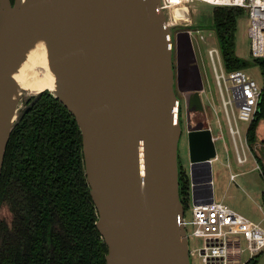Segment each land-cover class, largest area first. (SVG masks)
<instances>
[{
  "label": "water",
  "instance_id": "water-1",
  "mask_svg": "<svg viewBox=\"0 0 264 264\" xmlns=\"http://www.w3.org/2000/svg\"><path fill=\"white\" fill-rule=\"evenodd\" d=\"M177 25L164 0H0V174L13 129L49 93L79 128L106 264H191L178 175L182 125L172 59ZM43 35L58 89L24 99L10 123L20 102L9 97L16 84L11 62ZM187 142L194 198L197 174L211 180L215 150L199 123L187 121ZM251 148L257 156V140ZM202 188L211 203V188ZM255 264H264V252Z\"/></svg>",
  "mask_w": 264,
  "mask_h": 264
},
{
  "label": "trees",
  "instance_id": "trees-1",
  "mask_svg": "<svg viewBox=\"0 0 264 264\" xmlns=\"http://www.w3.org/2000/svg\"><path fill=\"white\" fill-rule=\"evenodd\" d=\"M213 8L224 71L254 64L264 73L260 59L250 56L248 62L235 55L236 19L245 9ZM262 90L258 112L245 134L253 156L259 122H264V84ZM6 147L0 207L10 219L0 218V264H106V246L94 225L96 211L83 172L80 131L70 112L45 92L13 129ZM255 158L264 179V164ZM179 167L180 199L187 210L189 177ZM261 205L264 208V191ZM258 257L245 264H255Z\"/></svg>",
  "mask_w": 264,
  "mask_h": 264
},
{
  "label": "built area",
  "instance_id": "built-area-1",
  "mask_svg": "<svg viewBox=\"0 0 264 264\" xmlns=\"http://www.w3.org/2000/svg\"><path fill=\"white\" fill-rule=\"evenodd\" d=\"M216 1L212 0L211 4L219 7L244 8L247 11L250 24L247 31L250 56L258 60L263 58L264 0ZM164 2L167 7V0ZM187 36L190 37L191 32L187 31ZM207 55L215 75L221 106L224 108L225 122L229 125V132L234 138L238 136L239 131L237 128L233 129L230 124V107L234 108L232 112L234 123L250 124L258 112L264 83L263 80L260 83L255 81L244 69L225 72L219 51L215 48L209 49ZM224 91L227 93V99L224 97ZM235 149L237 153L236 144ZM237 161L244 165V159L238 157ZM254 169L262 175L258 164ZM197 175L198 187L193 198L189 185L190 204L185 210L182 222L189 241V257L197 258L201 264H245L261 255L264 252V229L221 201L213 200L208 203L209 191L202 186L208 185L212 189V182H207V175L204 173ZM236 176L231 174L230 180L234 182ZM243 241L245 248L241 247ZM244 253L247 256L245 261L241 256Z\"/></svg>",
  "mask_w": 264,
  "mask_h": 264
},
{
  "label": "rangeland",
  "instance_id": "rangeland-1",
  "mask_svg": "<svg viewBox=\"0 0 264 264\" xmlns=\"http://www.w3.org/2000/svg\"><path fill=\"white\" fill-rule=\"evenodd\" d=\"M215 5L210 3H205L196 0L186 1L182 4V7L185 9L186 20L178 22L177 30L180 31H189L192 33V50L194 53V59H196V65L198 69V75H200V83L204 92V111H194L191 113L190 125L195 127L196 124H201L203 127H207L206 118L212 124L213 135H217L216 124L213 123L215 120V114L213 112L212 106H210L209 99H216V104L214 101L213 106L217 109L222 116H224L223 109L221 108V102L219 98V93L217 91V86L215 82V75H213L211 62L208 58V51L211 48L218 50V43L216 42L214 27L212 25V11L214 10ZM236 32H235V55L240 60L251 61L250 58V41L247 36V31L250 26L247 11L244 10L243 14L236 19ZM191 26V29L188 27ZM174 33V32H173ZM175 43V37H174ZM219 51V50H218ZM264 63V57L260 59ZM246 74H248L255 81L260 83L264 79V73H262L259 66L251 64L250 67L244 69ZM197 88H200L199 82H196ZM177 97L180 98V125H182V135L179 139L178 145V159H180V166L184 172H188V142L186 141V107L184 106L181 93L177 94ZM224 97L227 99V93L224 91ZM230 107V106H229ZM230 118L232 120V112L234 108L230 107ZM259 126L256 133V140L259 148H256L255 154L259 156L264 161V122H259ZM239 124L240 137L243 138L245 131L247 129L248 123H237ZM234 125V124H233ZM223 134L226 136V140L229 141L228 126L225 124ZM215 152L219 160L213 162L211 167L213 187L212 191L214 192V200L223 202L228 207H231L239 214L252 220L253 222L260 223V226L264 229V217L262 211L259 209V196L256 195L253 191L249 190V187L246 185L247 179H257L262 189H264V182L261 178L259 172L248 173L249 166L238 165L235 161V157L232 154L233 159H229L231 164L232 173H243L241 176L237 177L233 183L229 181L230 174L228 169L224 166L226 164V157L223 152L222 142L217 140L215 142ZM240 148V146H239ZM248 173V174H247ZM244 174H246L244 176ZM237 184V186H236ZM223 197V198H222ZM222 199V200H221ZM261 199V197H260ZM190 204V203H189ZM264 212V211H263ZM0 218L6 220L10 219V214L7 212V209L2 206L0 207ZM191 245L193 243L191 242ZM199 245H201L199 243ZM198 246V245H197ZM242 248H245V242L241 244ZM242 260L247 259L246 254H242ZM191 264H201L200 260L195 257H191Z\"/></svg>",
  "mask_w": 264,
  "mask_h": 264
},
{
  "label": "bare ground",
  "instance_id": "bare-ground-1",
  "mask_svg": "<svg viewBox=\"0 0 264 264\" xmlns=\"http://www.w3.org/2000/svg\"><path fill=\"white\" fill-rule=\"evenodd\" d=\"M190 0H167V8L173 23L186 20L185 9L182 4ZM210 3L212 0H196ZM216 2H220L217 0ZM11 76L15 80V86L9 90V97L18 98L20 102L13 105L9 122L13 123L18 115L24 99L36 95L45 90L56 91L58 89L56 69L49 63V47L46 37L38 36L30 41L20 57L11 62Z\"/></svg>",
  "mask_w": 264,
  "mask_h": 264
},
{
  "label": "crops",
  "instance_id": "crops-1",
  "mask_svg": "<svg viewBox=\"0 0 264 264\" xmlns=\"http://www.w3.org/2000/svg\"><path fill=\"white\" fill-rule=\"evenodd\" d=\"M198 92H199L198 93L199 94L198 96H199L200 108H201V110L204 111L205 110V108H204L205 107L204 106V99H203L204 92H203L202 86H200ZM209 101L211 102L209 104H210V106H212L213 112H214V114L216 116L215 117V120L213 121V123L216 124L217 135L216 136L213 135V131L214 130H213L212 124H211V122L209 121L208 118H206V120H205L207 127H203V129L208 130L210 132L211 141L213 142V144H215V142L217 140H219V141L222 142L224 156L226 157V161H227L224 166L228 169L229 174L230 175L231 174H236L237 175L236 178L239 177V176H241L243 174L241 172H238V173H232L231 172V164L229 162V159L230 158L233 159L232 154L235 157V161H236V163L238 165H241L237 161L238 157H240V159H244V161H245L244 162V165L246 166V164H248V166H249L248 173L255 172L256 170L254 168L257 165L256 158H255V156H253V154H252V152H251V150H250V148L247 145L246 140H245V134H246L247 129H246L245 134H244V136L242 138V137H240V133L241 132H240L239 126H238L239 124L233 122V124H234L233 125L230 122V124H231V126H232L233 129H235V128L238 129L239 134H238V136H234V138H232V136H231V134L229 132V125L227 124V126H228V133H229L228 134L229 135V141H227L226 140V136L223 134V132H224V126L226 124L225 117L222 116V114H220V117H219V113H218L217 109L214 108L215 106H213V105L216 104V99H214L212 101H211V99H209ZM214 101H215V104H214ZM184 106H185V104H184ZM221 108H222V106H221ZM222 109L224 111V108H222ZM187 121H189V124H190V118L188 117V114H186V121H185L186 122L185 123L186 125H187ZM248 127H249V125L247 126V128ZM185 133H186V138H187V126H186ZM186 141H187V139H186ZM234 143L238 147L237 153H236V149H235V144ZM239 146H240V148H239ZM214 150H215V145H214ZM237 154H238V157H237ZM257 157L259 158V156H257ZM217 160H219V157H217L216 152H215V155L212 158L211 163H210L209 174H211V167L213 165V162H215ZM236 178H235V180H236ZM210 181L212 182V187H213L212 174H211V180ZM229 181H231L230 178H229ZM231 182H233V181H231ZM233 183H236V182L234 181ZM246 185L249 187V190L253 191L256 195L259 196V199H258L259 200V205L258 206H259V209L262 211V215L264 217V212H263L264 211V208L261 205V199H260L261 194L263 193L264 189H262V187L260 186L258 180L257 179H253V178L252 179H249V180L247 179ZM236 186H237V184H236ZM211 191H212V189H211ZM212 193H213V198H214V192L212 191ZM254 223H256V222H254ZM257 224L260 225V223H257Z\"/></svg>",
  "mask_w": 264,
  "mask_h": 264
},
{
  "label": "flooded vegetation",
  "instance_id": "flooded-vegetation-1",
  "mask_svg": "<svg viewBox=\"0 0 264 264\" xmlns=\"http://www.w3.org/2000/svg\"><path fill=\"white\" fill-rule=\"evenodd\" d=\"M192 33L191 36L188 37L187 31L177 30L175 33V43L172 53L174 89L176 95L181 93L183 103L186 106V114H188L189 118H191L190 115L192 112L203 111L200 108L199 98L197 94H195L199 89L196 86V82H199L200 86L201 83L200 75H198L196 59H194V53L192 50Z\"/></svg>",
  "mask_w": 264,
  "mask_h": 264
}]
</instances>
